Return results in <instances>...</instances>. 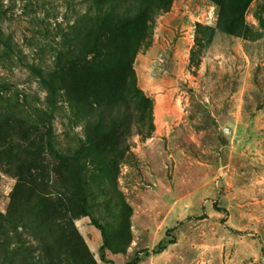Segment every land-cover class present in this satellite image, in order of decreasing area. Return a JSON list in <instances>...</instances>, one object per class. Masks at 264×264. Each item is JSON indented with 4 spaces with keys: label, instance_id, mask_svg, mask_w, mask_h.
I'll list each match as a JSON object with an SVG mask.
<instances>
[{
    "label": "rangeland",
    "instance_id": "1",
    "mask_svg": "<svg viewBox=\"0 0 264 264\" xmlns=\"http://www.w3.org/2000/svg\"><path fill=\"white\" fill-rule=\"evenodd\" d=\"M164 5L0 0V264H264V0Z\"/></svg>",
    "mask_w": 264,
    "mask_h": 264
},
{
    "label": "trees",
    "instance_id": "2",
    "mask_svg": "<svg viewBox=\"0 0 264 264\" xmlns=\"http://www.w3.org/2000/svg\"><path fill=\"white\" fill-rule=\"evenodd\" d=\"M164 2V6L167 8V6L170 4L171 0H162ZM167 10V9H165ZM109 15V14H106ZM144 20H140L139 18L137 20H126L122 21L119 24H117V27L113 28H118L120 24H124L127 28H130L131 32L137 33V30H142V27L144 26ZM111 25H113V22ZM233 32V31H232ZM0 36H1V30H0ZM48 185V184H47ZM46 186L45 181L41 178L39 182L36 180H31L30 182H27V180H23L21 177L18 176V183L16 184L15 191L17 192H22L26 193L31 197V195H35L34 198L35 200L32 201L37 205H40L41 210L43 211H48L53 217V214H59L60 212H66L67 211V206L68 203L67 201H70L69 198L62 196L61 194L57 197L54 198H47L42 196L44 194V188ZM28 197L24 195V198L26 201H28ZM58 216V215H57ZM51 217V218H52ZM67 216L66 214H61L60 218L63 220ZM139 262V256L133 257L130 261L124 263V264H138Z\"/></svg>",
    "mask_w": 264,
    "mask_h": 264
}]
</instances>
